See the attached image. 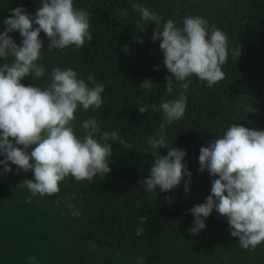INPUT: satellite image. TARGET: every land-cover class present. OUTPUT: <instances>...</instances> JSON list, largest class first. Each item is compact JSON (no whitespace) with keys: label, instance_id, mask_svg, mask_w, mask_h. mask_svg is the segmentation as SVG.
<instances>
[{"label":"trees","instance_id":"obj_1","mask_svg":"<svg viewBox=\"0 0 264 264\" xmlns=\"http://www.w3.org/2000/svg\"><path fill=\"white\" fill-rule=\"evenodd\" d=\"M42 0H0V32L11 9L23 7L31 15ZM74 6L90 13L91 42L82 48L69 46L63 51L44 50L38 63L46 76L38 81L31 77L22 83L46 86L54 67H71L78 78L87 82L92 74L105 86L103 105L96 110L76 113L75 130L82 135L81 123L95 118L101 132L117 131L130 148L113 144L111 172L92 182L68 178L54 196L34 197L31 203L27 188L18 185L33 179L32 172L4 173L0 167V264H264V244L255 251L244 250L238 238L229 232L227 218L213 211L198 235L190 234L194 217L189 213L205 202L214 179L207 171H198L200 148L219 138L233 123L250 129L264 130V0H73ZM134 3L145 4L166 21L179 22L186 15L206 18L227 34L229 55L222 66L226 78L207 87L206 82L191 78L184 117L166 128L167 139L174 147L186 151L184 163L192 173L190 192L184 182L168 193L159 189L147 192L140 181L149 174L153 163L146 141L159 131L162 110L141 114L142 104L174 99L168 95L163 54L159 41L153 42L156 28L146 25L141 32L140 14ZM128 15L122 17L121 13ZM178 13V15H177ZM19 44L18 32L10 34ZM142 38L143 43L137 39ZM128 48V52L124 51ZM241 48L239 57L233 51ZM3 61L0 60V63ZM159 68L157 71L156 68ZM151 79V92L138 85ZM175 83V80H173ZM251 106L256 109L251 113ZM31 149H29L30 151ZM168 149L161 148L166 155ZM3 159V157H0ZM75 193L71 203L82 215L73 217L65 199ZM172 198L169 204L164 197ZM57 201H60L57 203ZM150 222L140 224V217ZM137 227L144 229L136 235ZM95 245V246H94Z\"/></svg>","mask_w":264,"mask_h":264},{"label":"clouds","instance_id":"obj_2","mask_svg":"<svg viewBox=\"0 0 264 264\" xmlns=\"http://www.w3.org/2000/svg\"><path fill=\"white\" fill-rule=\"evenodd\" d=\"M134 11L140 14L141 32L146 25L156 26L152 40L159 41L163 65L169 73L165 90L168 95L178 92L176 98L155 104H142L141 114L161 111L163 114L159 131L147 138L153 163L149 174L140 181L151 193H168L184 182L185 192H190L192 173L184 163L186 151L168 142L166 128L181 120L186 112L187 96L191 78L194 76L207 87L225 80L222 66L229 55L227 34L206 18L186 15L177 24L174 19L166 21L145 4L134 3ZM128 15L127 11L121 13ZM178 15V13H177ZM6 28L0 32V167L11 173L15 165L17 173L32 172L33 179H25L18 185L27 188L32 198L54 196L60 185L72 178L76 182H92L95 177H105L111 172L110 158L113 144L124 148L131 145L117 131L101 132L95 118L81 123L82 135L75 130L76 113L96 110L103 105L105 86L97 83L89 74L87 82L78 78L71 67H54L46 86L25 85L22 81L31 77L35 81L46 76V68L38 63L44 50V33L47 49L63 51L69 46L82 48L93 37L90 29V13L74 6L73 0H42L31 15L23 7L11 9L3 21ZM18 32L21 42L12 37ZM141 43L142 38L137 37ZM124 51L129 50L126 47ZM239 57L241 48L233 51ZM158 71L159 68L157 67ZM175 80V83H173ZM154 82L146 79L138 85L144 92L153 90ZM254 113L252 106L248 109ZM219 138L200 148L199 169L213 177L210 194L205 202L193 206L189 213L194 217L189 229L196 236L206 228V219L213 211L227 218L229 232L238 238L240 247L255 251L264 244V130L250 129L241 123L231 124ZM167 148L161 155L160 149ZM29 149H31L29 151ZM75 193L65 199L73 217L82 215L71 201ZM169 204L172 198L165 196ZM60 201H57L59 203ZM150 222L140 217V224ZM144 229L137 227L136 235ZM95 246V245H94ZM30 264H38L35 256H29ZM139 257L136 264H144Z\"/></svg>","mask_w":264,"mask_h":264}]
</instances>
